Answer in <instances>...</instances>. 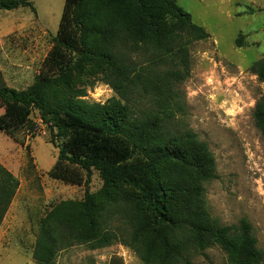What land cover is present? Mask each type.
<instances>
[{"label": "trees", "instance_id": "1", "mask_svg": "<svg viewBox=\"0 0 264 264\" xmlns=\"http://www.w3.org/2000/svg\"><path fill=\"white\" fill-rule=\"evenodd\" d=\"M30 6L0 0L6 11ZM209 37L176 0H65L37 80L22 90L0 83L4 114H16L0 131L23 143L45 127L58 149L49 176L86 188L82 201L63 202L40 221L36 264H56L68 238L91 250L121 243L145 264H193L214 247L229 264H264L250 221L222 225L211 215L206 185L218 177L216 160L183 120L191 46ZM251 71L264 82V58ZM99 73L117 94L105 103L84 99ZM253 115L264 138V96ZM94 170L101 199L89 189ZM18 185L0 164V226ZM113 217L125 226L107 224Z\"/></svg>", "mask_w": 264, "mask_h": 264}, {"label": "rangeland", "instance_id": "2", "mask_svg": "<svg viewBox=\"0 0 264 264\" xmlns=\"http://www.w3.org/2000/svg\"><path fill=\"white\" fill-rule=\"evenodd\" d=\"M210 37L191 46V71L180 86L187 127L206 142L215 157L217 178L206 185L211 215L222 225L247 219L264 251V138L254 120L264 82L251 71L264 58V0H176ZM65 0H31L30 7L0 9V83L26 89L37 80L53 48ZM99 73L85 87L90 102L105 103L116 92ZM83 88L82 85H79ZM0 122L15 121L4 114ZM31 121L40 125L34 111ZM58 158L50 132L41 127L23 143L0 131V164L18 180V188L0 226V264H36L33 258L40 221L58 205L80 202L86 188L49 176ZM103 179L93 171L90 192L101 199ZM108 213L104 215L107 219ZM124 227L113 217L107 222ZM56 264H145L131 248L114 243L91 250L73 239L62 241ZM193 264H229L214 247L192 257Z\"/></svg>", "mask_w": 264, "mask_h": 264}]
</instances>
